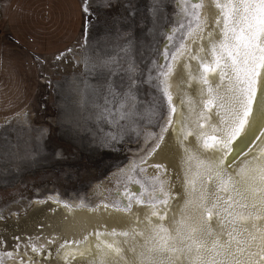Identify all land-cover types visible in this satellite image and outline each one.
I'll list each match as a JSON object with an SVG mask.
<instances>
[{"label": "snow or ice", "instance_id": "6c2138e0", "mask_svg": "<svg viewBox=\"0 0 264 264\" xmlns=\"http://www.w3.org/2000/svg\"><path fill=\"white\" fill-rule=\"evenodd\" d=\"M210 3L216 10L211 18L202 16L203 0H183L176 24L165 33L167 43L157 50L165 63L153 60L146 76L131 59L130 39L120 49L126 68L113 67L114 57L100 62L85 57L86 69L123 73L120 91L111 80L106 84L101 118L119 130L141 119L155 120L160 132L147 133L146 139L156 141L148 155L160 148L172 129L182 152L184 199L173 212L172 202L179 194L171 191L170 179L161 178L168 171L164 165H151L158 172L145 180L128 175L126 184L139 185L140 191L126 186L111 206L104 207L128 215L131 227L97 229L82 240H65L56 250L63 264L78 258L87 259V264H264V131L236 167L227 163L236 141L247 139L250 128L264 129V0ZM153 10L159 11L158 0ZM83 11L88 13L87 0ZM181 59L187 79L180 82L176 105L170 78ZM144 84L155 90L148 102L139 99ZM165 117L166 123L160 124ZM190 137L195 148L186 143ZM120 138L119 131L109 132L102 144ZM137 168L133 165L130 172ZM134 205L147 209L143 219L133 212ZM26 246L37 256L43 252L31 238ZM4 255L12 257L14 252ZM51 256L48 252L45 258ZM21 264L36 260L25 253Z\"/></svg>", "mask_w": 264, "mask_h": 264}, {"label": "rangeland", "instance_id": "374dc122", "mask_svg": "<svg viewBox=\"0 0 264 264\" xmlns=\"http://www.w3.org/2000/svg\"><path fill=\"white\" fill-rule=\"evenodd\" d=\"M10 1L0 0V39L8 37ZM178 1L158 0L159 11H154L157 0H87L84 29L75 44L62 54L37 60L38 79L28 90V105L0 120V231L7 230L2 224L14 220V214L29 211L37 198L55 194L95 203L98 185L113 188L118 170L146 157L156 142L146 139L147 133L159 134V124L141 119L119 130L101 118L106 84L111 80L120 91L123 73L86 69L85 57L96 62L114 57L113 67L126 68L120 49L130 39L131 59L146 76L153 60L165 63L157 50L167 43L165 33L181 14ZM154 91L144 84L139 99L150 101ZM165 121L166 117L159 123ZM118 131L122 138L102 144L107 133ZM17 237L0 233V263L13 245L20 248L24 243Z\"/></svg>", "mask_w": 264, "mask_h": 264}, {"label": "bare ground", "instance_id": "6f19581e", "mask_svg": "<svg viewBox=\"0 0 264 264\" xmlns=\"http://www.w3.org/2000/svg\"><path fill=\"white\" fill-rule=\"evenodd\" d=\"M182 2L183 0L178 1V7L182 5ZM203 3L202 16L214 17L216 10L211 5L210 0H203ZM192 47L195 48V45ZM195 63V61H192L193 66H195ZM183 64L184 60L181 59L170 78L172 85L170 91L173 93V104L176 105L180 103V89L182 87L180 82L182 79H187ZM260 131H264V129H261L258 125L252 127L249 129L247 139L241 137L236 141L234 151L227 162L231 167H236L240 161L245 159L249 154V149L254 150L255 145L261 139L259 136ZM186 143L192 148L196 147L194 137H190ZM181 156V148L173 135L172 129L169 128L160 148L151 155L147 154L144 157L146 162H142V160L139 162L132 161L126 169L118 170L113 188H107L103 182L97 186L95 203L90 204L88 201L80 199H63L55 194L49 195L45 199H35L29 211L23 215L14 214V220L11 219L8 224H2V227L7 229L0 231L3 236L10 234L13 237V235H16L24 243L20 248L13 245L12 250H10L14 252V255L5 257L0 264H21L25 253L27 257L34 258L36 264H63V260L56 256V250L65 240H82L85 235L97 229L104 230L106 228L109 231L112 229L119 231L130 228L132 222L128 215L117 212L112 207L105 208L104 205L111 206L117 200L118 193L123 192L126 186L135 192H139V185L126 184L127 176L135 175L137 179L145 180L158 172V169L151 167V165L160 164L167 168V173L161 178L170 179L171 191L179 194L176 200L172 202V211L177 212L184 199ZM133 165H139L135 173L130 172ZM140 168H144L146 171L141 173ZM109 192L113 195L108 194ZM82 203L84 206H81ZM146 210L144 206H133V212L138 213L141 219H143ZM30 238L31 242L37 247H43V252L39 256L31 251V247L26 246ZM48 252H52V256L45 258ZM71 264H87V259L78 258L72 261Z\"/></svg>", "mask_w": 264, "mask_h": 264}, {"label": "crops", "instance_id": "0c3cea01", "mask_svg": "<svg viewBox=\"0 0 264 264\" xmlns=\"http://www.w3.org/2000/svg\"><path fill=\"white\" fill-rule=\"evenodd\" d=\"M83 8L82 0L10 1L8 37L0 39V120L28 105V90L38 79L37 60L62 54L79 39Z\"/></svg>", "mask_w": 264, "mask_h": 264}]
</instances>
